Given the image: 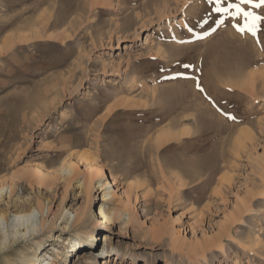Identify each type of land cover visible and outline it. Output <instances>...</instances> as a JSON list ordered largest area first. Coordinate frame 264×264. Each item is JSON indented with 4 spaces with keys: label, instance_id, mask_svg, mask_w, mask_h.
<instances>
[{
    "label": "rangeland",
    "instance_id": "1",
    "mask_svg": "<svg viewBox=\"0 0 264 264\" xmlns=\"http://www.w3.org/2000/svg\"><path fill=\"white\" fill-rule=\"evenodd\" d=\"M148 1L0 0V264L39 242L56 264H264V42L238 48L231 17L204 32L216 0ZM225 56L253 89L216 76ZM87 162L106 175L90 201ZM107 180L124 215L103 230Z\"/></svg>",
    "mask_w": 264,
    "mask_h": 264
},
{
    "label": "bare ground",
    "instance_id": "2",
    "mask_svg": "<svg viewBox=\"0 0 264 264\" xmlns=\"http://www.w3.org/2000/svg\"><path fill=\"white\" fill-rule=\"evenodd\" d=\"M106 1H109V0H106ZM153 1V0H152ZM151 1V2H152ZM156 2V5H158V7H159V9H161L162 11H161V13H160V15H162V16H164V15H166L168 12H169V8H171L170 6H169V4L171 3V0H155ZM173 1H175V0H173ZM178 1V0H177ZM176 1V2H177ZM182 1V0H181ZM185 1V3H188V1L189 0H184ZM190 1H192V0H190ZM227 1V0H226ZM234 2H236V0H233ZM105 2V1H104ZM150 2V0L148 1V3L150 4L151 3ZM233 2V3H234ZM102 3V2H101ZM120 3H122V2H120ZM147 3V4H148ZM185 3H184V5H185ZM109 4V3H108ZM183 4V3H182ZM200 4V3H199ZM120 5V4H119ZM152 5H153V3H152ZM151 5V6H152ZM171 5V4H170ZM176 5V4H175ZM187 5V4H186ZM185 5V6H186ZM150 6V5H149ZM185 6H183V7H185ZM120 7V6H119ZM153 7V6H152ZM157 6H156V10H158L157 8H158ZM173 7V6H172ZM244 7H245V9H247L248 8V5H244ZM123 8V7H122ZM147 8V7H146ZM182 8V7H181ZM154 9V8H153ZM261 9H263L262 10V12H261ZM143 10H144V8H143ZM253 11L254 12H256L258 15H261V16H264V7H261V8H259V9H253ZM160 12V11H159ZM169 13H172V12H169ZM210 13V12H209ZM158 14V13H157ZM137 15H139V14H137ZM134 16V15H133ZM198 17V16H197ZM196 17V18H197ZM129 18V17H128ZM135 19V18H134ZM220 19V17L219 18H217L214 22H212L211 23V26H210V28L209 29H207L206 31H204V32H209L210 30H212V28L213 29H215L214 27L216 26V21L217 20H219ZM240 18H237V20H239ZM124 20H126V19H124ZM226 21V20H225ZM230 21V20H229ZM231 21H232V23L234 22L232 19H231ZM230 21V22H231ZM121 22V21H120ZM122 23H123V21H122ZM125 23V22H124ZM193 23V22H192ZM32 24V23H31ZM30 24V25H31ZM121 24V23H120ZM130 24V23H129ZM227 24H229V23H227ZM29 25V26H30ZM33 25H35V23H33ZM32 25V26H33ZM189 25H190V23H189ZM231 25V24H230ZM182 26V25H181ZM35 27H37V23H36V26ZM224 27V26H223ZM23 28V27H22ZM185 28V27H184ZM226 28V27H225ZM22 30V29H21ZM30 30V29H29ZM20 31V30H19ZM216 31V30H215ZM33 32V31H32ZM41 32V31H40ZM189 32V31H188ZM17 33V32H16ZM39 33V32H38ZM33 34V33H32ZM35 34H37V33H35ZM188 34V33H187ZM190 34V33H189ZM18 35V34H17ZM229 35L230 36H232V38H234L235 40H234V43H236V46L238 47V48H240L241 46H245V45H247V44H251L252 45V47L253 46H255V44L257 43L256 42V39L255 38H253L251 35L248 37V35H240L239 33H237L236 31H232V32H230L229 33ZM19 36V35H18ZM35 36V35H34ZM176 36V35H175ZM258 37L259 38H261V41H262V43L264 42L263 40H262V34L261 33H258ZM8 38V37H7ZM21 39V38H20ZM27 39V38H26ZM25 39V40H26ZM19 40V39H18ZM25 40H24V42H25ZM260 40V39H259ZM178 41V40H177ZM14 42V41H13ZM27 42V41H26ZM5 43H6V40H5ZM12 43V42H11ZM16 43V42H15ZM15 43H13V44H15ZM261 43V44H262ZM3 46V45H2ZM182 46V45H181ZM8 47H9V45L7 44V49H8ZM174 47V46H173ZM256 47V46H255ZM264 47V46H263ZM9 48H11V45H10V47ZM184 48V47H183ZM246 49H247V47H245ZM257 48V47H256ZM185 49V48H184ZM258 49V48H257ZM164 50V49H163ZM255 50V49H254ZM3 51V50H2ZM2 51H1V53H2ZM5 51H3V53H4ZM2 53V54H3ZM163 53H165V52H163ZM255 53H256V51H255ZM205 54V53H204ZM257 54V53H256ZM263 55V54H262ZM244 57V56H243ZM256 57V56H255ZM259 58V57H258ZM174 59V58H173ZM177 59V58H176ZM224 62H225V66H223L225 69L224 70H221V72L219 71V72H217L218 74L216 75V76H218V77H220L221 79H226L227 80V82L230 84V85H234V86H239V88H242V89H253V88H251L252 87V85H248L247 83H251L250 81L248 82H246V81H244L243 82V78H246L245 76L247 75L246 73V71L247 70H245L244 71V65L242 64V62L240 63V62H237V60H235V58H230L229 56H228V59H227V56H225L224 57ZM231 59V60H230ZM251 60V59H250ZM262 60V59H261ZM201 61V60H200ZM227 62V63H226ZM227 64V65H226ZM192 65V64H191ZM243 65V66H242ZM249 66H250V64H248ZM249 66H246V67H249ZM249 68H251V67H249ZM253 73V72H252ZM250 74V73H249ZM208 75V74H207ZM212 75V74H211ZM264 75V74H263ZM251 78H254V80H255V77H254V75L252 76L251 74L249 75ZM258 76V75H257ZM211 77V76H210ZM214 77V76H213ZM260 77V76H259ZM264 77V76H263ZM220 79V80H221ZM212 81H213V79H211ZM249 80H252V79H249ZM216 81H217V79H216ZM223 81V80H222ZM218 82V81H217ZM226 82V83H227ZM253 82V81H252ZM226 83H225V85H226ZM219 86V85H218ZM222 87V86H221ZM225 87V86H224ZM225 88H227V87H225ZM229 89V88H228ZM237 89V88H236ZM153 93V92H152ZM155 93V92H154ZM197 94V93H196ZM154 99V98H153ZM159 100V99H158ZM162 100V99H161ZM154 101V100H153ZM180 101V100H179ZM181 102V101H180ZM193 102V101H192ZM177 103H178V101H177ZM148 104V103H147ZM152 104V103H151ZM156 104V103H155ZM152 106V105H151ZM145 108V107H144ZM183 110H185V109H183ZM183 110H181L180 109V112L182 113V111ZM188 110H190V109H187V111ZM170 111H172V110H170ZM186 112V111H185ZM162 113V112H161ZM191 115H192V113H191ZM188 116V115H187ZM192 118V117H191ZM178 121V120H177ZM179 123V122H178ZM176 124V123H175ZM201 124V123H200ZM174 125V124H173ZM171 126H172V124H171ZM168 129H169V131H168ZM167 130H163L162 131V134L160 133V134H158L159 136H157L156 137V144H157V146L158 147H161V146H164V144H166L167 142H169L170 140H172V138L173 137H175L177 134H179L177 131H175V133H172L171 134V132H172V130H174L173 128L170 130V126H169V128H168ZM200 129V128H199ZM176 130V129H175ZM138 134V133H137ZM181 134V133H180ZM173 135H175V136H172ZM181 136V135H180ZM181 138V137H180ZM178 139V138H177ZM155 140V139H154ZM145 142V141H144ZM150 142H152L151 140H150ZM144 145V144H143ZM149 151H150V149H149ZM75 167H76V164L75 163H70L69 165H68V167L66 168V169H64L65 171L64 172H66V173H68V175H71L72 174V172H74V169H75ZM191 167H193V166H191ZM199 167V166H198ZM197 167V168H198ZM86 168H87V173H88V175H89V177L88 178H90V179H88L87 180V182H86V193H88L87 194V196L89 197V201H90V199H91V197H92V192H93V189H94V179H104V178H106V175L104 174V172L101 170V169H96V167L92 164V162H87L86 163ZM187 169V168H186ZM190 169V168H189ZM195 169V168H194ZM196 170V169H195ZM38 171V169H36V172ZM177 171V170H176ZM194 174V173H193ZM190 176V175H189ZM179 177V176H178ZM180 178V177H179ZM15 182V180H12V184H11V195H12V193H13V191H12V186H13V183ZM105 187V188H104ZM112 187H113V185H111V182L110 181H108L107 180V183L106 184H102V183H100L99 184V188H102V190H104V191H102L101 193L103 194L102 195V200H103V203L99 206V218H97V224H98V226L99 227H101V229H103V230H108V229H110L115 223H118L121 219H122V217H123V215H124V211H122V210H120V209H107L106 207H105V204L108 202V200H111V198H113V190H112ZM6 189V186H5V184H2V185H0V195H1V198H3V192H4V190ZM35 212H36V210L34 209V210H32V211H29V212H21V213H18V214H16L15 215V217H14V221H13V228H14V230H13V233L11 234L13 237H14V239H15V241H18L19 239H20V237L21 238H23V237H25L27 234H29V233H32V234H38L39 233V229H38V226H36V224H34V221H35ZM93 217H94V215H92V219H93ZM2 220H3V222H5L4 220H5V216L3 215L2 217ZM99 219V220H98ZM86 223H84L83 225H85ZM22 227H24V229L23 230H21V228ZM41 228H43V225H42V227ZM25 230H26V232H25ZM12 232V231H11ZM6 235H5V237H4V239H2L1 241H2V244H3V246H7V244H8V242H9V238H10V235L8 234L7 235V232L5 233ZM12 237V238H13ZM92 239H94V235H90L89 236V241H91ZM108 241V238H107V236L106 235H104V242H107ZM76 243L77 244H79V242H77L76 241ZM41 246H42V243H37V249L36 250H34L33 251V253L31 254V255H29V256H24V258L22 259V261H21V264H56V262H55V259L54 258H52L51 256H48V254H44V255H42V253H43V251H42V249H41ZM57 252V254L59 253V251L57 250L56 251ZM103 253L104 254H108L107 256H109V251H107V250H103Z\"/></svg>",
    "mask_w": 264,
    "mask_h": 264
},
{
    "label": "snow or ice",
    "instance_id": "3",
    "mask_svg": "<svg viewBox=\"0 0 264 264\" xmlns=\"http://www.w3.org/2000/svg\"><path fill=\"white\" fill-rule=\"evenodd\" d=\"M223 2L224 0H216L215 11L222 14L221 18L216 21L217 27L223 25L226 18L231 17L234 21L232 27L237 33L240 35L249 34L259 44L258 33L261 31V24L264 23V16L258 15L253 9L264 7V0H236L234 3L228 2L226 7H221ZM244 5H248V8L245 9ZM237 18L240 19L237 20ZM185 67L188 66L186 65ZM197 87L199 88V85ZM229 118L235 119V117L231 116Z\"/></svg>",
    "mask_w": 264,
    "mask_h": 264
}]
</instances>
